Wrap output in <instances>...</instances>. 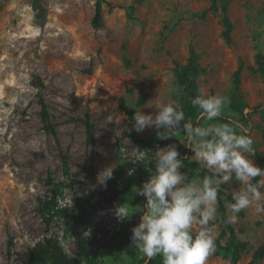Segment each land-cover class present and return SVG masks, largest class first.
<instances>
[{
	"label": "rangeland",
	"instance_id": "374dc122",
	"mask_svg": "<svg viewBox=\"0 0 264 264\" xmlns=\"http://www.w3.org/2000/svg\"><path fill=\"white\" fill-rule=\"evenodd\" d=\"M95 1L0 0V264H24L28 250L48 236L57 237L66 254L77 259L76 234L91 231L103 244L97 264H136L145 258L130 239L139 213L124 222L114 216L117 205L127 203L133 211L143 207L133 191L138 186L116 203L99 206L103 189L97 177L108 166L124 164L135 168L128 177L139 171L150 175L144 164H135L136 154L155 153L168 144L187 157L184 170L190 176L204 175L206 169L180 142H187L183 132L161 140L154 129H146L137 138L152 144L141 147L119 107L124 96L130 107L140 109L141 91L149 95L141 107L145 114L155 111L149 107L153 103L175 100L182 107L175 62L187 64L191 49L199 58V87L212 95L231 100L234 73L243 65L240 100L249 106L250 158L260 167L257 152L264 157V73L256 62L264 52V0L221 2L218 11H208L212 0H108L98 29L92 25ZM225 3L233 24L230 42L223 36ZM170 88L180 91L169 95ZM87 116L94 125V145L87 138ZM224 116L239 121L230 105ZM240 187L234 179L222 186L225 207ZM54 195L63 213L47 225L39 201ZM82 211L83 219L65 215ZM231 226L243 246L238 262L226 251L232 241L228 231L206 264H264V258L254 259L264 245V214L253 205ZM215 228L218 240L226 229L220 204Z\"/></svg>",
	"mask_w": 264,
	"mask_h": 264
},
{
	"label": "clouds",
	"instance_id": "9594fccd",
	"mask_svg": "<svg viewBox=\"0 0 264 264\" xmlns=\"http://www.w3.org/2000/svg\"><path fill=\"white\" fill-rule=\"evenodd\" d=\"M179 91L170 88L169 95ZM230 103L227 96L212 95L204 87H198L191 100L193 108L199 110L196 126L186 121L183 109L175 100L151 104L149 107L154 105L155 111L148 114L141 108H133V127L137 133L154 129L158 139L168 140L183 132L187 142H180L192 150L195 161L208 173L202 177L190 176L184 170L187 157L181 155L175 144L159 148L155 153L141 150L136 154L135 164H144L150 176L133 191L143 196L146 204L135 211L127 203L117 205L114 216L118 222H124L139 213L140 222L131 229L130 239L147 261L161 257L163 264H206L216 251L218 194L233 179L241 187L232 193L234 202L226 204L230 214L224 222L236 223L238 213L253 205L256 213L264 214V168L250 158L254 149L248 129L235 120L215 122ZM6 149L4 145L3 150ZM34 150H40L39 144L34 145ZM134 172L135 168L129 175ZM113 174V166L100 171L98 185L106 188ZM257 177L260 179L256 180Z\"/></svg>",
	"mask_w": 264,
	"mask_h": 264
},
{
	"label": "trees",
	"instance_id": "16d2710c",
	"mask_svg": "<svg viewBox=\"0 0 264 264\" xmlns=\"http://www.w3.org/2000/svg\"><path fill=\"white\" fill-rule=\"evenodd\" d=\"M232 0H212V6L208 11H218V5L221 2H229ZM109 5L108 0H96L94 7V17L92 19V25L95 29L102 27L103 25V10L104 6ZM33 8L38 10V2H35ZM134 9V6H132ZM207 11V12H208ZM207 15L206 13L204 16ZM222 26L224 29L223 36L224 38L230 42L232 38L233 24L229 17L227 4L225 3L222 8ZM263 49H264V41H263ZM256 62L258 65V69L260 72L264 73V52L259 53L256 56ZM243 65L241 64L237 71L234 73V93L231 97L230 108L233 112L239 115V123L243 124L247 127L250 124V115L246 113V110L249 106L240 100L241 97V85H242V74H243ZM175 77L178 85L183 91V101H182V109L185 113L186 121L191 120L194 126H196V117L198 115L199 110L197 108H193L191 105V100L197 94V89L199 87L198 84V76L201 73V68L199 64V58L196 52L191 49L190 56L187 64L181 65L178 62H175ZM149 99V95L141 91L139 94V98L137 101V108L143 107ZM45 107L44 104H42ZM119 107L126 113L130 126L134 131V138L136 144L141 147L147 148L152 142L139 140L137 138L138 133L134 130V120L132 117L135 114V109L130 107L125 100L124 96H121L119 99ZM45 119H49L48 113H46L44 108ZM220 122L226 123L230 120H234L228 116H222L217 118ZM202 122V121H201ZM200 122V123H201ZM87 138L90 144H95V132L94 125L90 122V116H87L85 120ZM257 157L260 161V167L264 168V157L257 152ZM133 166L130 164L118 165L114 168L113 178L107 181V187L104 188L101 194L103 201L98 203L101 206L103 203L107 205H112L116 203L121 197L129 196L131 193L133 186L141 187L142 184L149 178L150 175L144 173L143 171H139L135 177H128L129 170L133 169ZM196 167H199L196 164ZM203 174H208L207 170L203 171ZM260 178L257 177L256 180ZM253 181V183L256 182ZM220 191L218 194V200L223 212L224 221L228 216L226 207L221 200ZM142 206H145L146 200L143 196L139 198ZM230 201L233 203L232 195L230 196ZM98 206V207H99ZM39 214L41 215L43 221L49 225L53 219L59 214L63 213L60 209V205L58 202L57 196H52L48 199H41L39 201L38 206ZM69 219H83L86 216V211H82L81 213L71 212L69 215L65 214ZM226 229L221 234L220 238L216 242V251L218 253L220 250V239H222L227 232H230V236L232 241L228 245L226 251L230 255L233 263H237L243 246L238 244L235 238L234 231L232 229L231 224H226ZM12 238L9 239V244L12 245ZM75 245L77 250V259H71L65 252L60 240L55 236L44 237L42 240L38 241L33 247L28 250L27 257L23 260L24 264H97L98 261V252L103 247V244L98 236L97 231H91L88 235L77 233L75 237ZM129 253L132 258H135V251L132 248H129ZM264 258V245H262L256 252L254 259L258 260ZM136 264H163L161 257H156L150 262L147 261L146 258L141 260H136Z\"/></svg>",
	"mask_w": 264,
	"mask_h": 264
}]
</instances>
